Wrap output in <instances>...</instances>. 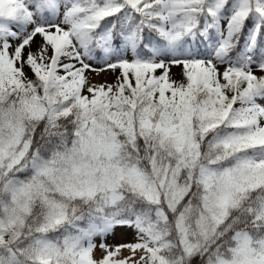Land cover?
<instances>
[{
	"label": "snow or ice",
	"instance_id": "snow-or-ice-1",
	"mask_svg": "<svg viewBox=\"0 0 264 264\" xmlns=\"http://www.w3.org/2000/svg\"><path fill=\"white\" fill-rule=\"evenodd\" d=\"M0 264H264V0H0Z\"/></svg>",
	"mask_w": 264,
	"mask_h": 264
},
{
	"label": "bare ground",
	"instance_id": "bare-ground-1",
	"mask_svg": "<svg viewBox=\"0 0 264 264\" xmlns=\"http://www.w3.org/2000/svg\"><path fill=\"white\" fill-rule=\"evenodd\" d=\"M113 242H119V237L110 238L109 243H113ZM97 255H99V252H97Z\"/></svg>",
	"mask_w": 264,
	"mask_h": 264
},
{
	"label": "rangeland",
	"instance_id": "rangeland-1",
	"mask_svg": "<svg viewBox=\"0 0 264 264\" xmlns=\"http://www.w3.org/2000/svg\"><path fill=\"white\" fill-rule=\"evenodd\" d=\"M175 71V70H174Z\"/></svg>",
	"mask_w": 264,
	"mask_h": 264
}]
</instances>
